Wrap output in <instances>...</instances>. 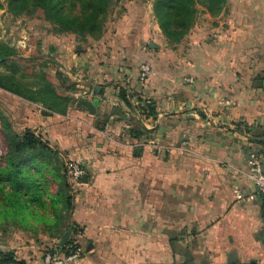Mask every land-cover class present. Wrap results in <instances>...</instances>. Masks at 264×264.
Here are the masks:
<instances>
[{
  "label": "crops",
  "instance_id": "1",
  "mask_svg": "<svg viewBox=\"0 0 264 264\" xmlns=\"http://www.w3.org/2000/svg\"><path fill=\"white\" fill-rule=\"evenodd\" d=\"M126 3L113 33L121 43L83 52L63 35H48L59 54L52 62L74 89L64 113L43 115L23 99L32 105L21 103L18 131L30 128L74 159L87 182L72 185L74 208L53 235L19 224L11 248L26 264H45V248L71 230L84 249L82 264H179L177 245L189 241L192 264H215L213 245L261 256L264 193L249 179L247 160L255 151L264 171V0H225L215 14L201 8L176 45L162 34L152 41V30L160 31L150 29L144 0ZM144 10L138 19L135 11ZM136 21L140 33L131 29ZM142 54L153 65L144 80ZM96 98L94 114L80 103ZM154 144L171 148L158 152ZM236 190L255 199L238 201Z\"/></svg>",
  "mask_w": 264,
  "mask_h": 264
},
{
  "label": "rangeland",
  "instance_id": "2",
  "mask_svg": "<svg viewBox=\"0 0 264 264\" xmlns=\"http://www.w3.org/2000/svg\"><path fill=\"white\" fill-rule=\"evenodd\" d=\"M127 1L128 0H114L110 4L108 9V17L105 24V32L100 39H94L87 34H82L81 32H60V28L57 26V24L52 21L46 20L40 11L31 9L19 13L18 5H16L14 8L11 5L10 0H0V45H8L14 50V55L8 58V64L0 63V74L3 75V82L10 88L14 89V91H10L8 89L0 87V109L17 133L23 135L26 130L19 128L20 130L18 131V127L22 125V121L19 119L21 118L20 114H26L24 107L20 109L21 103H26V105L29 104L28 102L23 101V99L25 100L24 97L18 96V90L25 94V96L27 97H35V104L40 105L41 107H46L50 104L54 106L53 111L45 109L46 111L64 113V111L66 112V105L68 103V101L64 99V95H67L68 92L74 89V86H70V84L68 83V78L64 75L63 71L58 69L55 63L52 62V59L55 60L56 58H58L59 54L56 53L55 48H53V50H50L52 41L50 42V40L48 39V37L50 36L49 34L63 35L66 38H69L70 42L74 45L75 50L83 52L88 51V47L92 44L106 45L107 42L121 43L120 39H118L117 37H113V33L114 31L119 30V27L118 29L117 27H115V23L127 11ZM144 2L149 6V18L151 21V24L149 26L150 29H153V25L156 24L160 31L158 34H156L152 30V41L156 40L159 43L160 34H162L168 42L167 37L163 34L158 24V19L154 11L155 0H144ZM197 7L200 12L201 8H203L204 6L197 4ZM135 8H138V6H136ZM135 14L140 20H142V18L144 20V18L147 17L146 10H144L143 14L136 13L135 11ZM145 21L148 20L145 19ZM134 25L135 26H133V28L131 29H133L136 33H140L139 29L142 26V21H136ZM131 34L133 33H130L129 35ZM186 36L179 43H182ZM52 45L53 47H55L54 44ZM145 47L147 49V52L150 51L147 45ZM84 48L85 51L83 50ZM120 53L123 56L125 55V52ZM139 58L140 60H137V64L139 66L138 68H140L139 73L141 76L142 65L146 62H149L150 65H152V60L148 59V56L146 54H142ZM26 59H28V61H26ZM151 68H153V65L151 66ZM44 88H47V91H42V89ZM134 93H138V91L134 90ZM8 152L9 147L7 136L5 130L2 127V121L0 118V185H10L14 190H16L17 186L11 183V180L6 177L4 173L5 171L3 170L7 168L6 158L8 156ZM51 158L52 159L50 160V163L46 167H43V170L39 171L35 169V167L33 166L34 162L31 161L29 165L30 170L31 173L35 176L30 177L29 179H34L36 183L38 182L41 184V186L43 185L45 187L47 193H50V195H54V193H56L58 189V183L55 181L54 174H64L66 181H68V165L71 162L75 161L71 157L66 158L59 152L56 157L52 155ZM40 160L42 159L38 158L37 162H39ZM54 165L57 166L56 169L54 168ZM74 191L75 190L73 188L70 189V193H72V195ZM50 195H45L44 199L45 197H48L50 199ZM44 201L46 202L47 200ZM260 234H264V229L263 231H260ZM193 245L194 244H192L190 241L182 245H177V250H181L182 253V260L179 261V264L193 263L191 254ZM11 246H18V223H11L0 226V249H5L7 251L13 250ZM232 246L233 245H213V255L215 254V259L217 258L214 263L264 264V243L262 245L263 250L261 256H258L259 249L257 250V253L256 251H249L247 249V255H250L247 256V258H242L243 253L236 248H232ZM226 248L228 250H226ZM255 255H257L256 258H251ZM229 256H232L234 258L230 261ZM205 263L206 262L200 261L198 264Z\"/></svg>",
  "mask_w": 264,
  "mask_h": 264
},
{
  "label": "trees",
  "instance_id": "3",
  "mask_svg": "<svg viewBox=\"0 0 264 264\" xmlns=\"http://www.w3.org/2000/svg\"><path fill=\"white\" fill-rule=\"evenodd\" d=\"M113 1L114 0H10L14 8L18 5L19 13L31 9L38 10L43 14L46 20L56 23L60 28V32H81L94 39H100L105 32L108 9ZM224 3L225 0H201V2L200 0H155L154 11L158 19V24L163 34L167 37L169 44L176 45L193 27L199 13L197 4L203 5L211 13L215 14L222 9ZM12 55H14V50L12 48L5 44L0 45L1 64H8V58ZM26 61H28V59H26ZM0 87L14 91L13 88H10L3 82V75L1 74ZM42 91H47V88L42 89ZM18 96L24 97L32 103H36L35 97H27L19 90ZM120 96L127 104H130L124 89L121 91ZM64 99L67 101L70 100L68 96H65ZM53 107L54 106L50 104L43 108L53 111ZM150 112L152 113L153 111ZM0 118L2 127L6 132L9 147L8 156L6 158L7 168L3 169L5 171L4 173L6 177L11 180V183L17 186L16 191L27 203H39L42 206L47 204L54 209L58 207L59 224L54 228L46 226V232L53 235L56 231L55 229L60 224H64L74 208V197L72 193H70V189L73 188L72 183L69 177L68 181H66L64 174H54L55 181L58 183V193L50 195V199L48 198L45 202L44 196L47 194L49 196L50 193H47L43 185L41 186L40 183H36L34 179H29L35 176L31 173L29 165L31 161H33L35 169L38 171L43 170V167H46L50 163L52 155L55 157L58 155V151L51 147L49 142L45 141L41 135L36 134L35 131L30 128H27L23 135L17 133L1 109ZM38 158L42 160L37 162ZM54 168L56 169L57 166L54 165ZM61 204L65 212L60 208ZM19 224L20 223H18V225ZM71 244L81 246L80 242L72 235L65 246L58 247L61 252H66L67 246ZM53 245L54 244L48 245L45 248L44 254L51 250ZM0 264L26 263L25 261L18 260L14 250H0Z\"/></svg>",
  "mask_w": 264,
  "mask_h": 264
},
{
  "label": "built area",
  "instance_id": "4",
  "mask_svg": "<svg viewBox=\"0 0 264 264\" xmlns=\"http://www.w3.org/2000/svg\"><path fill=\"white\" fill-rule=\"evenodd\" d=\"M141 78L142 80L146 79L152 72V68L149 62H146L141 67ZM41 107V106H40ZM113 118V117H112ZM110 124H106V128H109ZM184 145L188 142H184ZM171 147H162L159 144H154L153 149L155 151H168ZM247 165L249 167V179L252 183L258 188V190L264 193V171L262 169L261 161L259 155L252 151L249 153L247 160ZM69 178L72 185H80L82 183L83 175L85 174L84 169L77 162H71L68 165ZM236 199L238 201L254 200V194H246L242 190H236ZM59 244H54L52 249L44 254L45 264H66V262L73 256L79 259L84 253L82 246L71 244L67 246L66 252H61Z\"/></svg>",
  "mask_w": 264,
  "mask_h": 264
},
{
  "label": "clouds",
  "instance_id": "5",
  "mask_svg": "<svg viewBox=\"0 0 264 264\" xmlns=\"http://www.w3.org/2000/svg\"><path fill=\"white\" fill-rule=\"evenodd\" d=\"M11 223L37 229L42 226L54 228L59 224L58 207L54 209L47 204L27 203L10 185H0V226ZM66 264L82 262L73 256Z\"/></svg>",
  "mask_w": 264,
  "mask_h": 264
},
{
  "label": "water",
  "instance_id": "6",
  "mask_svg": "<svg viewBox=\"0 0 264 264\" xmlns=\"http://www.w3.org/2000/svg\"><path fill=\"white\" fill-rule=\"evenodd\" d=\"M153 46V45H152ZM259 84L261 86H264V81L263 80H259ZM80 103L86 107L90 113L94 114L96 112V106L98 105V99H94L92 101H85V100H80ZM43 115H51L52 113L49 112V111H46L44 110L43 112ZM83 180L87 182V175L84 174L83 175ZM70 235H71V230H68L61 238V241L59 243V245L61 247L65 246L67 241L69 240L70 238Z\"/></svg>",
  "mask_w": 264,
  "mask_h": 264
}]
</instances>
